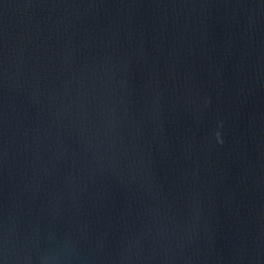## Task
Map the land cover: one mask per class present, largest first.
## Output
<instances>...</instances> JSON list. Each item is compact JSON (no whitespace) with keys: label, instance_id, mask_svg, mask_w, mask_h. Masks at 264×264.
I'll return each mask as SVG.
<instances>
[{"label":"water","instance_id":"95a60500","mask_svg":"<svg viewBox=\"0 0 264 264\" xmlns=\"http://www.w3.org/2000/svg\"><path fill=\"white\" fill-rule=\"evenodd\" d=\"M0 264H264V0H0Z\"/></svg>","mask_w":264,"mask_h":264}]
</instances>
